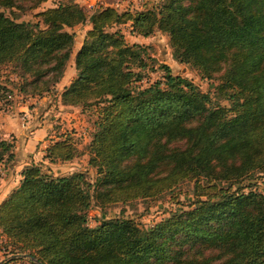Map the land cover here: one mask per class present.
Returning <instances> with one entry per match:
<instances>
[{
    "label": "trees",
    "instance_id": "16d2710c",
    "mask_svg": "<svg viewBox=\"0 0 264 264\" xmlns=\"http://www.w3.org/2000/svg\"><path fill=\"white\" fill-rule=\"evenodd\" d=\"M41 1L0 0V8ZM37 15L17 21L0 11V67L17 66L32 93L49 91L72 52L66 28L91 26L60 100L95 108L88 163L99 175L90 192L82 172L54 176L26 165L0 202L4 249L32 264H264V195L252 187L264 172V0H160L134 12L65 0ZM122 22L142 36L164 32L175 60L218 78L217 100L164 64L163 81L135 85L148 53L110 31ZM70 138L62 133L47 146L48 162L78 155ZM11 147L0 139V163L4 153L13 157ZM185 180L192 201L151 226L124 216L87 224L91 197L100 206L152 199Z\"/></svg>",
    "mask_w": 264,
    "mask_h": 264
},
{
    "label": "rangeland",
    "instance_id": "374dc122",
    "mask_svg": "<svg viewBox=\"0 0 264 264\" xmlns=\"http://www.w3.org/2000/svg\"><path fill=\"white\" fill-rule=\"evenodd\" d=\"M60 1L65 0H42L34 9L19 10L17 8H13L10 10L9 8L1 7L0 11H4L5 14L11 17L16 16L17 21L36 22L40 19L37 15L39 12L44 11L47 8L57 6ZM75 1L83 5L89 11L98 7L112 6L119 11L129 10L134 12L149 8L155 2L160 0ZM117 2L119 4H116ZM90 27L91 26L88 23H85L78 24L71 28H66L68 32L74 35L72 52L65 67V73L63 74L62 79L60 82L51 86L49 91H44L41 94L32 93L30 91L31 87L28 84V81L31 78L28 76H21L20 69L17 66H13V64H6L0 67V85L7 89L0 92L4 93L5 96L7 95L6 97L1 96L0 114L4 115L5 113L17 119V122L15 123L19 126V128H23L24 130L23 138L28 139L30 136H33V131L40 126L38 120L42 115L37 114L36 116V114H33L29 117L24 111L20 112L19 108L21 107V104H25V108L28 110V108H32V106L37 103L34 99L41 100L43 97H46L41 104H38L49 106L47 113L41 119L46 120V124H49L47 128L48 134L44 139L46 141L49 140L51 141L50 143H52V141L59 139L60 134H67L71 137V140H75L78 148V155L72 161L43 163L39 160L42 152L37 154L36 149L27 152L24 159L17 157L14 152L15 145H17V138L11 133L6 138L0 134V139H6L7 141L12 142L11 148L13 151V157L11 159H7V155L4 153L3 158L5 160L0 163V185L1 187L3 185L2 188L6 190L3 198H0V202L19 185L20 180L17 181V175L21 173L22 169L30 163L41 165L43 171L54 176L68 175L72 172H82L84 173L87 181L90 183V192L94 190L95 181L99 173L88 163L90 157L88 144L90 143L94 131V121L96 119L95 108L91 107L83 109L80 106H70L62 103L60 105L58 102L63 86L67 85L76 74L74 55L80 48L83 40L85 39V34ZM115 30L121 31L127 43L141 44L145 47L146 52L148 53L146 56L148 65L144 69V79L135 83V85L147 87L155 81H163L164 71L161 65L164 64L169 66L173 75H181L189 79L202 92L208 93L212 101L217 100L219 95V92H217L219 85L218 78L205 77L194 67L175 60L172 55V49L169 44L168 36L164 32L157 29L148 36H142L131 31L129 22H122L120 24L113 25L110 28V31ZM21 87H25L26 90H22ZM219 104L226 105L227 102L220 98ZM39 148L38 144L37 149L39 150ZM40 150L44 151V148H40ZM22 160H26L28 164L23 165ZM14 165H16V168H13ZM13 178H16V180L11 183ZM252 183L253 189L264 195V172L257 173ZM192 199V180H185L176 186L172 191L163 192L159 196L152 199H134L124 203L115 202L106 206H100L97 200L91 197L90 207L86 211L87 224L94 227L103 218L124 216L134 219L142 227H148L166 217L172 209L186 206V204L192 201ZM4 240L5 238L0 236V264H32L28 256L18 254L12 255L9 252L10 247L8 249H4ZM12 257H20L22 260L8 261Z\"/></svg>",
    "mask_w": 264,
    "mask_h": 264
},
{
    "label": "crops",
    "instance_id": "0c3cea01",
    "mask_svg": "<svg viewBox=\"0 0 264 264\" xmlns=\"http://www.w3.org/2000/svg\"><path fill=\"white\" fill-rule=\"evenodd\" d=\"M116 4H119V3L117 2ZM64 86H66V85H64ZM45 99H46V97H43V99H41V100L34 99V100L37 101V103H35V105H33L32 108H30V109L28 108V110H26L25 104H21V107L19 108L20 112L24 111L25 113H27V115L29 117H31L33 114H36V116H37V114L38 115L39 114L42 115L39 118V120H38V123L40 124V126L37 127L33 131V136H30V138H28V139H24L23 138L24 130H23V128H19V126H17V124L15 123V122H17L16 121L17 119L15 117H12L11 115H7L5 113H4V115L0 114V134L4 138H6L11 133V134H14V136L17 138V145H15V150H14V152L17 155V157H21L22 159H24V157L27 154V152H30L31 150L36 149V153L37 154L39 152L40 153L42 152V155L40 156L39 160L42 161L43 163H47L48 162L44 155L46 153V148H47V146L49 145V143L51 141H49V140L46 141L44 138L48 134V129L47 128H48L49 124H46L47 123L46 120H41V119L47 113V111L49 109V106L43 105V104L42 105H38V104H41V102L43 100H45ZM58 102L61 105L60 95H59V101ZM62 106H64V105H62ZM36 116H35V118H36ZM38 144H39L40 148H44V151H41L40 148H39V150L37 149V145ZM34 157H35V155H34ZM22 163H23V165L24 164H28V162L26 160H22ZM13 168H16V165H14ZM20 178H21V173H19L17 175V179H18L17 181H19ZM14 180H16V178H13V180H11V183H13ZM2 187H3V185H2ZM2 187L0 185V198H3V196H4L5 192H6V190H4V188H2Z\"/></svg>",
    "mask_w": 264,
    "mask_h": 264
},
{
    "label": "water",
    "instance_id": "95a60500",
    "mask_svg": "<svg viewBox=\"0 0 264 264\" xmlns=\"http://www.w3.org/2000/svg\"><path fill=\"white\" fill-rule=\"evenodd\" d=\"M22 256H28V257H31L30 255L28 254H23ZM35 262H37L38 264H42L41 262H39L37 259L33 258Z\"/></svg>",
    "mask_w": 264,
    "mask_h": 264
}]
</instances>
